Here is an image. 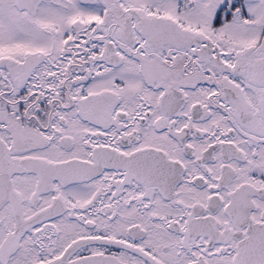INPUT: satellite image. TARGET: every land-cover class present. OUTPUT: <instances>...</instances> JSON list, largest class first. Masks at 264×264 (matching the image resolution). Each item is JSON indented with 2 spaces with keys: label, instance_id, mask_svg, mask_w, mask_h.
<instances>
[{
  "label": "snow or ice",
  "instance_id": "snow-or-ice-1",
  "mask_svg": "<svg viewBox=\"0 0 264 264\" xmlns=\"http://www.w3.org/2000/svg\"><path fill=\"white\" fill-rule=\"evenodd\" d=\"M0 264H264V0H0Z\"/></svg>",
  "mask_w": 264,
  "mask_h": 264
}]
</instances>
